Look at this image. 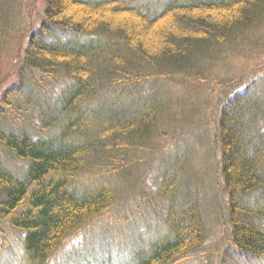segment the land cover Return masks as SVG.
I'll use <instances>...</instances> for the list:
<instances>
[{"label": "trees", "instance_id": "obj_1", "mask_svg": "<svg viewBox=\"0 0 264 264\" xmlns=\"http://www.w3.org/2000/svg\"><path fill=\"white\" fill-rule=\"evenodd\" d=\"M14 1L0 0V250L20 234V264H51L101 221L122 264H264V0H42L37 23ZM175 81L221 107L229 225L213 251L223 214L188 181L192 153L151 177L174 120L159 97Z\"/></svg>", "mask_w": 264, "mask_h": 264}, {"label": "rangeland", "instance_id": "obj_2", "mask_svg": "<svg viewBox=\"0 0 264 264\" xmlns=\"http://www.w3.org/2000/svg\"><path fill=\"white\" fill-rule=\"evenodd\" d=\"M10 2L14 3L15 1L10 0ZM19 2L21 3V15L23 21L26 23H37L39 20V12L44 9L43 1L19 0ZM14 6L15 4H11L10 8ZM10 45L12 46V42ZM252 59L253 58L249 57V55H245L240 59H237L236 61L238 62L233 64L232 69L228 70H234L235 72H233V74L241 73L243 70L241 68L245 67L248 64V61ZM9 67L10 60L5 61V59H2L0 61V74L3 75ZM5 85L6 84H2L0 92ZM209 95L210 90L208 89L194 87L189 82L180 84L178 81L168 84L167 91L160 94L159 98L164 97L165 102H167L166 106L170 110L174 120L171 122L173 126H169L171 129L169 128L167 130L169 131L167 137L163 140L164 142H169L170 145L168 148L166 147L165 151H163L162 158L153 167L151 177L156 176L157 172L162 171L164 166L168 165L167 163H170L172 164V167H175L177 164H180L178 159L182 160L184 155L189 154V152L192 153L190 157L191 164L187 167L188 181L193 183L196 182L198 187L201 186L200 192L202 193V199L205 201L207 208L210 213L211 210L216 211V218L213 214H208L209 216H212L215 220H219L220 209L223 214V218L219 220L222 226H218L221 225L219 222L216 224L217 226L212 228L211 234L203 246V249L209 248L213 251L218 249L219 245L222 244L224 233L229 225V220L226 205L228 198L222 188V177L220 173L221 151L220 148L215 145L214 141L215 125L213 119L218 118V110L221 109V107L213 108V105H210V109L207 105ZM206 108H209L208 114ZM183 132H188V135L186 134L188 139L185 140V137V142H182L181 140L182 143H179L175 147L177 141H174V139H177ZM160 156L161 154L158 157ZM208 162H210V164H208ZM16 166H21V164L17 163ZM104 183L110 184L109 181H105ZM202 185H204V189L202 188ZM245 201L249 204H253L251 199H246ZM217 215L219 217H217ZM100 224H102L101 221H98L97 225H94V233L83 231L79 235L73 237L69 243L62 248L59 255L51 262V264L124 263L125 258L122 257L124 252L118 250L119 248L115 247L111 240L112 238L117 237V235H115L116 233L105 237V235L99 230L102 226ZM127 234L137 236L139 234L144 240L150 241L153 240L152 237L154 238L159 232H149V230L146 229H140V231H138L132 228ZM151 234L153 235L151 236ZM9 239L11 240V244H9L7 248L4 247L5 249L2 251L1 246L0 254L1 251L2 254L0 256V264H20L24 255L22 236L20 234H14L11 235ZM124 244H127L125 247L123 246L125 249H129L131 246L130 241ZM216 256L217 252L215 254L213 253L212 256L210 255V258L214 260Z\"/></svg>", "mask_w": 264, "mask_h": 264}, {"label": "bare ground", "instance_id": "obj_3", "mask_svg": "<svg viewBox=\"0 0 264 264\" xmlns=\"http://www.w3.org/2000/svg\"><path fill=\"white\" fill-rule=\"evenodd\" d=\"M146 4V3H145ZM198 85V84H197ZM191 86V85H190ZM178 105V104H177ZM190 110V109H189ZM181 113V112H180ZM178 115V114H177ZM180 116V115H179ZM196 116V115H195ZM195 119V118H194ZM191 121V120H190ZM207 127V126H206ZM205 127V128H206ZM215 150V149H214ZM213 154V153H212ZM229 210V209H228ZM230 214V213H229ZM68 241V240H67ZM192 259H193V257H192ZM193 261V260H192Z\"/></svg>", "mask_w": 264, "mask_h": 264}]
</instances>
